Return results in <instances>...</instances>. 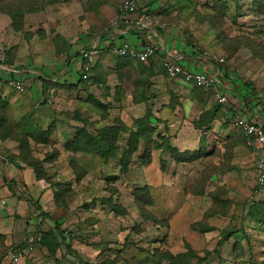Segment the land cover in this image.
Here are the masks:
<instances>
[{"label":"rangeland","instance_id":"rangeland-1","mask_svg":"<svg viewBox=\"0 0 264 264\" xmlns=\"http://www.w3.org/2000/svg\"><path fill=\"white\" fill-rule=\"evenodd\" d=\"M121 2L0 0V63L40 73L24 93L0 82V254L59 227L56 253L39 242L24 264H264V189L234 96L221 104L163 67L185 42L219 58L224 89L242 97L251 84L264 103V0H155L166 49L143 62L101 47L73 85L67 48L113 31ZM14 75L30 81L0 66L2 80ZM49 87L53 103H40Z\"/></svg>","mask_w":264,"mask_h":264},{"label":"built area","instance_id":"built-area-1","mask_svg":"<svg viewBox=\"0 0 264 264\" xmlns=\"http://www.w3.org/2000/svg\"><path fill=\"white\" fill-rule=\"evenodd\" d=\"M150 3L147 0H122L119 8L118 17L113 23V31H118L122 22H129L130 25L137 27L145 33H153L154 28L165 29V25L160 22L162 10L153 11L150 9ZM157 34V33H156ZM148 38L144 41V48L138 49L129 44H122L121 46L115 45L112 49L113 52L121 56H131L138 58L143 62L149 61L158 53L157 46L153 41ZM99 52L97 43H93L82 50V59L86 60L84 63V70L90 69L94 56ZM163 60L165 70L171 76L182 75L187 82L194 86L203 87L206 89H213L215 91V98L219 103H226L229 99L224 87L226 86L221 80L223 71L218 69L216 72L203 71V70H186L172 58L171 53ZM212 62H217L219 58L215 56L209 57ZM208 58V59H209ZM86 76V75H85ZM11 85L19 92L24 93L26 88L21 81H13ZM51 103V99H48ZM237 125L243 127L248 136L249 144L255 151V176L257 181L256 192L258 194L264 189V123L258 120L249 121V119L237 116ZM40 238V235H38ZM34 249L33 245L25 247H17L15 249H8L3 255L0 254V264H23L29 252ZM73 260V256H71ZM74 264V261L72 262Z\"/></svg>","mask_w":264,"mask_h":264},{"label":"crops","instance_id":"crops-1","mask_svg":"<svg viewBox=\"0 0 264 264\" xmlns=\"http://www.w3.org/2000/svg\"><path fill=\"white\" fill-rule=\"evenodd\" d=\"M154 1L155 0H152L151 2H149L150 3V6H151L152 3H154ZM157 1H159V0H157ZM158 29H160V28H154L153 29V33L152 32L151 33H149V32L148 33H145L144 31L138 29L137 27H135L133 25H130L129 22H122L120 24V26H119V30L118 31L109 30V31H107L108 33L107 32L101 33V34H99L98 38L95 41H89L88 43H85L84 44V48L87 47V46H89L90 43L91 44L97 43L99 51H100V48L101 47L110 50L108 48V45H111L112 48H114L115 45H118L119 46V44H117V37H122V38L126 39V34H130L131 35L130 40L123 42V44H129L130 46H134V47H136L138 49H143L144 48V41L148 39L146 37V35L148 34L149 39L151 41H153V42L157 38L155 40L156 42H154V43L157 46V50H158V53H159V51L162 48L166 49V46H165L166 45L165 44L166 38H164V37L163 38H160L159 34L157 33V30ZM162 31H164V30L162 29ZM156 33L158 34V37H157V34ZM160 34H161V32H160ZM165 34H168V36H169L170 39H171V37H175L176 38V36L174 34H172V33H167L166 32ZM135 35H136V37H135ZM82 36L84 37V34ZM160 41L162 42V44H160ZM179 43L181 44V52L175 53L174 51H169V49H166L168 52L166 51V55L164 57H167L168 56L167 53H172V56L171 57L174 58L178 62H181L182 59H188L190 62L193 61V63L195 65H197V63H201V66H202V70L203 71L216 72L218 69H220L221 71H223L222 68H220L219 66L217 67L215 65V64H217L216 62H212L210 59H207V58L201 56L200 53H198L197 51L194 50L195 48H193V46H191V49H190V47L188 46L187 43H185V42L183 43L181 41ZM121 45L122 44H120V46ZM68 48H70V50L69 51L67 50V57H68V54H74V52H79V51L73 50L70 46ZM82 50L80 51L81 52V55H82ZM110 52H112L113 54H115L113 52V50H110ZM81 58L82 57L79 55L78 58H77V56H74L73 59H72L73 61L76 60V62L78 64V67L77 68H79L78 70L81 69V66L83 64V61H82ZM72 60H71V62H72ZM66 64H68L67 58H66ZM0 66L2 68H6V69L12 71L15 74L18 73L20 76H23L24 74H26L28 76V78L30 79V81L27 82L23 77H21V78H18L17 77L16 78V76L14 75L11 79H8V80H5V81L0 78V82H6V83L8 82L11 85V82H13V81H21L24 84L25 88L27 89L28 85H29L30 88L34 87L35 86V83L34 82H36L37 80L40 79V77H39L40 73H38L36 70H30V73H24V72H19L18 70H16L13 67H9L7 64H1L0 63ZM55 67H56L55 68V71H52L51 69L44 68L43 69V72L41 73V75H43V77H47L48 78V77L52 76V74H55L53 72H57L58 71L59 73H61L63 71V69L62 70L60 68L58 69L57 68V65H55ZM194 70H197V69H194ZM48 72L50 74L51 73L52 74L50 75ZM48 74L50 76H48ZM68 75L70 76V78L68 79L69 82H74L75 80L76 81L78 80V78L75 79L74 76H72L71 73H68ZM178 76H181L180 78H178L181 84H184L185 83L188 86L189 85L191 86V84L189 82H187L182 75H178ZM229 76L230 75H228V71L224 70L223 71V78H224V80L227 79ZM62 77L64 78V75H62V76L59 75L56 79L55 78H53V79L54 80H58L59 78H62ZM226 84L229 85L228 83H225V85ZM43 90H44V88H43ZM225 91L227 92L228 97L232 94L231 96H234V100L236 102L235 108H233L229 112L232 117H234V116L236 117L238 115L239 116L241 115L242 117H244L246 119L253 118L255 120H258V121H261V122L264 123V103H258V102H260V99H255L256 100V103H257V105H255V104L252 103L253 102V97L249 96L247 94V91L245 89H241V94L242 93L244 94L242 97L241 96H236L234 90L231 91L230 90V87L228 89H226ZM37 94H38V92H37ZM40 96H41V98H40L39 101H42V99H43L42 92H41V95ZM246 96H248L250 98V99H248V101H249L248 103H246L243 100V98H245ZM50 98H51V100H53L52 95H50L48 97V99H50ZM222 104H224V103H222ZM236 126L238 127V125H236ZM248 145L254 151V148L249 144V142H248ZM253 166H254V162H253ZM27 170H30V169H27ZM27 170H26V175H28L30 177V179H32L31 178L32 177L31 176L32 173L31 172L28 173ZM254 171H255V168H254ZM36 185H34V188L36 187ZM25 262H26V260L24 261V263ZM5 264H9V262L7 261V262H5Z\"/></svg>","mask_w":264,"mask_h":264},{"label":"trees","instance_id":"trees-1","mask_svg":"<svg viewBox=\"0 0 264 264\" xmlns=\"http://www.w3.org/2000/svg\"><path fill=\"white\" fill-rule=\"evenodd\" d=\"M108 48L110 49V50H112L113 48L111 47V45H108ZM70 50V48H68V51ZM159 54V53H158ZM81 56V52L79 51V52H74V54H68V57H67V62L69 63V62H71V60L73 59V57L74 56H77V58H78V56ZM117 55V54H116ZM157 55V54H156ZM118 56H121V55H118ZM82 57V56H81ZM121 57H126V58H134V57H131V56H121ZM82 59V58H81ZM136 59H138V58H136ZM139 61H141L140 59H138ZM82 61H83V64H82V66H81V69L79 70L80 71V77L78 78V80L77 81H75V82H71L73 85L75 84V85H78V83H81L82 82V80H86V79H84V77L83 76H85L86 78L88 77V74L91 72V69H92V63H91V66H90V69L88 70V71H85L84 70V63H86L85 61L86 60H83L82 59ZM164 67V66H163ZM165 69V68H164ZM228 75H229V72H228ZM55 82H58V80H55ZM203 88V87H202ZM242 89V88H241ZM243 89H245L246 91H247V94L249 95V96H251V97H253V98H255V96H253L252 95V89H253V86L251 85V84H245L244 86H243ZM43 91H45V96H43V99H42V101H40V103H43V104H46V103H48L49 101H48V97L50 96V95H52L53 94V89H51L50 87L49 88H47V89H45L44 88V90ZM51 99V98H50ZM51 103H53V100H52V102ZM239 116V115H238ZM239 117H242L241 115L239 116ZM234 118V122H235V124L237 125V120H236V118H237V116L235 117H233ZM242 118H244V117H242ZM154 119V120H153ZM149 120H150V122L151 123H154V121H156L157 119H156V117L155 116H153V115H150L149 116ZM254 119L253 118H250L249 119V121H253ZM239 127V126H238ZM239 129L245 134V136H246V138L248 139V136H247V134H246V132H245V129L243 128V127H239ZM106 146H108V151H109V143H106L105 144ZM100 147H103V146H101L100 145ZM132 149H133V146H132ZM137 150V146H135L134 145V151L133 152H135ZM121 161L123 162V163H126V165L128 164V162L129 161H124L123 159H121ZM126 168V167H125ZM150 204H152V201L151 202H149V201H147L146 203H142V204H140V209L139 210H141L142 211V213H144V211H146L147 212V210H146V207L148 206V205H150ZM139 208V207H138ZM153 217V216H152ZM152 217H150V218H152ZM154 218V217H153ZM157 219L156 218H154V221H156ZM59 227H57V228H55V229H52V230H49V231H47V232H43L42 230H40L37 234H36V236H35V239L33 240V242H32V244L34 245V247L35 246H37V244L40 242L41 243V245L43 244L44 246H46L48 249H49V251L52 253V254H55L56 253V247H55V243H60L59 242V239H60V233H59ZM38 235H40V238H39V236ZM53 240H54V242H53ZM31 244V245H32ZM28 246V244L27 243H23V244H17V245H14V246H12V247H10L9 249H15V248H17V247H24V246ZM4 254V253H3ZM3 254H1V255H3Z\"/></svg>","mask_w":264,"mask_h":264}]
</instances>
